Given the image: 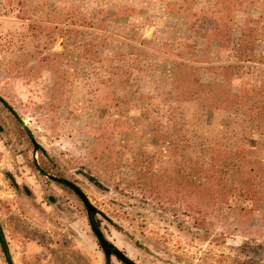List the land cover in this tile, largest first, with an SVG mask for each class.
Listing matches in <instances>:
<instances>
[{
  "label": "rangeland",
  "instance_id": "obj_1",
  "mask_svg": "<svg viewBox=\"0 0 264 264\" xmlns=\"http://www.w3.org/2000/svg\"><path fill=\"white\" fill-rule=\"evenodd\" d=\"M52 177L135 264H264V0H0V264H124Z\"/></svg>",
  "mask_w": 264,
  "mask_h": 264
},
{
  "label": "water",
  "instance_id": "obj_2",
  "mask_svg": "<svg viewBox=\"0 0 264 264\" xmlns=\"http://www.w3.org/2000/svg\"><path fill=\"white\" fill-rule=\"evenodd\" d=\"M54 180H58L65 185L69 186L75 193L76 195L80 198V200L83 202L84 206L87 209L88 212V217H89V222L91 229L96 236L100 246L102 247L104 253L108 256L115 255L120 261L124 264H135L132 262L127 256H125L123 253L118 251L105 237L104 235L100 232V230L97 228V226L94 224L93 221V214L96 212L95 207L91 205L89 202L87 196L85 193L75 184L72 182L65 180V179H59L56 177H52Z\"/></svg>",
  "mask_w": 264,
  "mask_h": 264
},
{
  "label": "trees",
  "instance_id": "obj_3",
  "mask_svg": "<svg viewBox=\"0 0 264 264\" xmlns=\"http://www.w3.org/2000/svg\"><path fill=\"white\" fill-rule=\"evenodd\" d=\"M96 226H97V228L100 230V226H99V223L98 222H96V223H94ZM100 232L102 233V231L100 230ZM0 243L2 244V247H3V249H4V252L6 253V256H7V260H8V262H10V257H9V253H8V249H7V247H6V243H5V240H4V237H3V235H2V232L0 231ZM105 256H106V258L107 259H109L111 256H108V255H106L105 254ZM113 256H115V255H113ZM116 257V256H115ZM117 258V257H116ZM118 259V258H117ZM120 260V259H119Z\"/></svg>",
  "mask_w": 264,
  "mask_h": 264
},
{
  "label": "crops",
  "instance_id": "obj_4",
  "mask_svg": "<svg viewBox=\"0 0 264 264\" xmlns=\"http://www.w3.org/2000/svg\"><path fill=\"white\" fill-rule=\"evenodd\" d=\"M185 61H179V62H177V65H178V67H180V65H183V66H185ZM220 65H222V68H225L224 66H223V63H220ZM221 68V69H222ZM222 80L220 79V87L222 86V82H221ZM176 93L178 94V87L177 86H175V96H176ZM221 97V96H220ZM191 98V97H190ZM225 111V110H224Z\"/></svg>",
  "mask_w": 264,
  "mask_h": 264
}]
</instances>
